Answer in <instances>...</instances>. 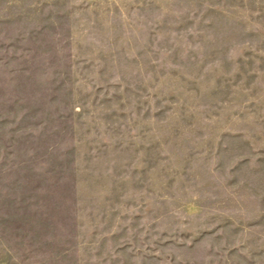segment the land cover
<instances>
[{"label":"rangeland","instance_id":"1","mask_svg":"<svg viewBox=\"0 0 264 264\" xmlns=\"http://www.w3.org/2000/svg\"><path fill=\"white\" fill-rule=\"evenodd\" d=\"M0 264H264V0H0Z\"/></svg>","mask_w":264,"mask_h":264}]
</instances>
